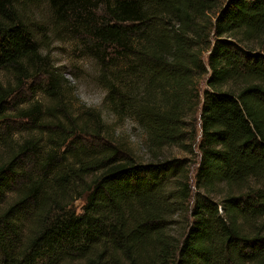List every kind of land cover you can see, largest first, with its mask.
<instances>
[{
    "label": "trees",
    "instance_id": "1",
    "mask_svg": "<svg viewBox=\"0 0 264 264\" xmlns=\"http://www.w3.org/2000/svg\"><path fill=\"white\" fill-rule=\"evenodd\" d=\"M67 24L94 44L107 109L144 130L154 159L71 111L41 53ZM0 72L48 79L47 102L17 112L21 139L0 84V264H264V0H0ZM196 118L191 183L187 158L157 156L191 151Z\"/></svg>",
    "mask_w": 264,
    "mask_h": 264
},
{
    "label": "rangeland",
    "instance_id": "2",
    "mask_svg": "<svg viewBox=\"0 0 264 264\" xmlns=\"http://www.w3.org/2000/svg\"><path fill=\"white\" fill-rule=\"evenodd\" d=\"M38 11L40 14L35 12L36 20L40 23L44 22L46 18L44 6H40ZM44 34L43 37L41 36L43 41L41 53L46 57L50 69L58 75L64 90V98L71 107V111L75 113L97 112L104 121L108 138L116 145L128 151L138 161L147 162L154 159L156 153L152 151L144 130L135 124L131 117L118 118L107 109L105 89L99 81L102 66L90 52V48L94 45L92 41L68 24L58 34H54L48 29ZM106 52L110 54L113 51L110 48ZM47 80L46 76L39 75L26 79L23 83H16L14 79H10L9 76L0 72V84L7 86L8 92L12 90L8 97L9 109L7 114L10 120L7 125L13 129V138L21 139L29 134L30 131L24 129L30 125V120L17 117V112L21 108H27L36 100L43 103L47 102L44 96ZM203 88L204 82L202 80L199 82V90L202 91ZM193 129L195 142L187 141V148H190L191 151H185L179 146L173 145L161 149L157 156L159 159L165 157L187 158L190 162L191 183L199 160L196 148L199 140V120L197 118L194 119ZM82 203V200H77L74 202V207L78 210Z\"/></svg>",
    "mask_w": 264,
    "mask_h": 264
}]
</instances>
